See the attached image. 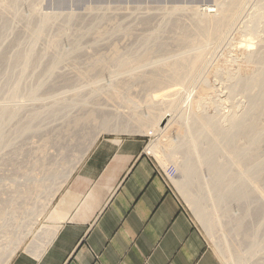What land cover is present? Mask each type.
<instances>
[{
	"label": "rangeland",
	"instance_id": "obj_1",
	"mask_svg": "<svg viewBox=\"0 0 264 264\" xmlns=\"http://www.w3.org/2000/svg\"><path fill=\"white\" fill-rule=\"evenodd\" d=\"M217 1H220V0H20V1L16 2V5H14V7L10 8L12 12L10 11V9L5 12L6 15L4 17H8L10 15L8 20H7L9 22L6 21L7 25L9 24L8 26H6V28L7 27H9V28L7 29L8 31L5 30L6 28L5 29L3 28L4 30H2V34H1L2 37L0 36V39L2 38L3 40L2 39L0 40V42H1L0 43V53H1V55H4V57H6V59H8L10 61V63L9 62H6V63L1 62L0 63V70H1V72H0V106L4 107L6 105L7 107L9 106L12 109H14L16 112L18 110V112L16 113V116H15L17 118H15V117L11 118L13 121L6 119L7 122L5 121L4 123H2V126L0 125V127L4 131V132L2 131L3 133L0 131L3 134L2 135L0 133V135H1L0 138H2V139H0L1 140L0 141V211H1L0 212L1 213L0 214V264L6 263L5 261L8 258L7 255L11 251L18 250L22 246L31 242V240L33 239L34 230L37 228L38 219L43 215L42 214L44 212L43 210L46 209V205L53 198V194L55 193L57 188L61 185V183L64 182V180L66 178V177L64 178V175L71 168L74 167V165L76 164L78 159L84 153L83 152L84 149H86L87 147H90L91 144L95 140H97L99 137H102V136H111V135L137 136V137H140L144 140L143 149L146 148V150L149 151V149L147 147H149L151 142L155 138L158 137L157 136L158 134L152 136V135H148V134L144 133L143 131L142 132L141 131H133V130H131V127H129L130 126L129 124L130 123L132 124V121H130V119L132 120V117H133L132 115H134L133 114L134 112H136L134 116H138L139 114H145L147 111V109L145 108L146 106L143 102L144 98L146 97V91H144V89L142 90V88L140 86L138 87V85L134 86L133 87L134 89L132 88L130 90L131 92L129 91V93L127 95H126L127 92H124V94L123 93L120 94L123 97V100L125 102L123 100H118V101L117 100H114V101L113 100H105L108 98V95H107L108 92L106 93V95H104V93L106 91L105 92H104V90H103V92L99 91L101 93L100 95L102 96V98L103 97H105V98L99 99V100L98 99L94 100V103L96 102V100H98V102L95 103L98 106L97 105L95 106V104L92 102V100L89 101L90 98L87 100L90 103H88V105L85 106L89 110L91 108L92 110L97 111V114H96V112L94 114L96 119L94 121L93 120L90 121V123L89 122L86 123V125H84V127H82V128L80 126L72 125L73 123L70 122L71 119L74 116H78L81 113L80 112L81 109H83L84 107L79 106V105H76V106L70 105L71 107L69 109V106H67L68 104L65 105V103H68L69 100L73 99L74 97H78L77 96L78 94H79V96H82V97H84V95H86L85 97H87L88 95L92 94L88 89H85L86 91L84 89L81 90L82 87H79V85L76 86L74 84L70 85V83H67V81H69V79H72V77H74V75H73L74 71L78 68L81 69L82 67H87V63L89 64V61H90V53L91 52H92L91 53L92 55H93V53L96 54V55L94 54V56H97V54L108 55L109 54L108 51L110 52V49L113 46L118 48L122 54H125V53H127V51L129 49H134V48H137V50L139 51L140 49L144 48V47H140L139 45L143 44L142 46H145V44H146V43L144 44V42L141 41V38H143L144 35H146L147 33L151 32V30L153 28H156L158 26L159 27L161 26L163 28V25H165V24H166L165 25L166 28L170 27V25L168 24L169 23L168 18L171 17L169 20H171V19L173 20L174 18L175 19L183 18L181 20L185 21L187 24L189 21L187 14H189L190 9L191 10L192 9H196V10L198 9V11L201 13L204 11V8H206V6H208L210 8L208 10L211 11L212 13H215L214 11L216 10V2ZM245 2L246 3L243 6L244 9L240 13L241 16L239 15L237 17L236 21L234 22V24L231 27V30L229 29L225 38L221 42L217 43L214 46V48H212V51L209 55L210 61H209L208 68L211 69V67L213 65H216L219 63L220 66L216 65L213 67L214 68L218 67V68L222 69L223 71H225V70H231V69L235 68L237 66V64L239 65L242 62V58H241L240 52H238V50L235 46H237L239 44L238 42H241V39L244 40L246 38L251 37L252 42H253L252 50L260 49L261 45L258 46L259 45V43L257 42L258 40L256 38H254L255 34L251 32L250 28H252V26L254 27L253 23H255V22H252V21H255L254 16H253L255 14V12H257V13L259 12L258 14L264 15V6L261 3L262 0H245ZM175 7L180 8V10L182 9L181 12L180 13L177 12V13L170 16L169 10H172ZM31 9H32V11H31ZM184 10L185 11L187 10V11L185 12ZM182 13H184V14H182ZM12 14H13V16H12ZM149 14H151V15H149ZM167 14L169 15V17L166 16ZM185 14H186V16H185ZM45 15L48 17L50 16L51 23L54 25H52L50 23L48 26V29L47 30L45 29L46 30L44 33V35L46 34L45 37L42 36L40 39H38L39 41L38 40L36 42L33 41L36 44L33 43L31 45L32 39H31V37H29V32H28L27 28H25V27H28L30 24L31 25L29 27H33V24L39 23L41 18L46 17ZM68 15L71 16L72 18L69 17ZM97 15H99L100 18H102V17L103 18L100 20V18ZM125 15L126 16L128 15V17H126ZM53 16H54V18H53ZM145 16L148 17L150 20V22L148 21V24H149V28L151 30L148 27H146L144 24L139 23V22H141L140 21L141 18H144ZM105 17H108V18H105ZM162 17H164V18H162ZM251 17H253V18H251ZM263 17L264 16H262V18L260 17L262 22L260 21L261 24L260 23L257 24L258 28L256 26V31L258 32L257 35H260V36L263 35L262 37H264V32H263L264 31V18ZM97 18L99 19V21H102L106 25L101 23V24H99V26H100L99 27L98 26L99 21L96 23ZM151 18H153V19H151ZM55 19H56V21H55ZM64 19L68 23L65 24L66 21ZM69 19L71 21L72 20L73 21L71 22ZM87 19H88V21H87ZM92 19L95 21H93ZM135 19L138 21H136ZM25 20L27 21L26 23H25ZM103 20H108V22L103 21ZM153 20H154V22H153ZM164 20L165 21L167 20L166 22H168V23H166ZM12 21H14L13 24L11 23ZM79 21H81V23ZM118 21H120L121 24ZM131 21L133 24L131 23ZM32 22H34V23L32 24ZM85 22L86 23L90 22L89 23L90 25H91V23H93V24L96 23L97 25L96 24H94V25L92 24V25L94 27L96 25V28L109 29V31H110V29H112L116 26H122L124 28H127V30L129 31L128 33H130V34H128V33L124 34V32H122V31L118 32V31H115L113 29V30H111L110 36L107 37L106 40H104V38H103L102 40H99L95 44L94 43L92 44V41H93V38L95 37V34H92V35L90 34L88 37L80 38L81 40L80 39L78 40L79 43H76V44H79L78 47L80 48L79 53H78L79 55L77 58L75 57L74 59H72V58L68 59L69 57H66V56L64 57L63 53H65L66 55L71 53L70 48H72L75 45V43H73V41H74V39L77 38L79 30L81 31L84 28V26L86 27L88 25V24L84 25V24H86ZM113 22H115V24ZM159 22H161V23H159ZM189 23H190V21H189ZM128 24H129V26H128ZM134 24H135V26H134ZM161 24H163V25H161ZM51 25H52V27H51ZM136 25H138V26L136 27ZM167 26H169V27H167ZM29 27H28V29H29ZM56 27H58V28H56ZM262 27H263V30H262ZM166 28L162 29L165 31H163L164 33L161 34V36H162V38L164 37L167 40V38H168L167 36H169V37L172 36L173 34H171V33L174 31L169 28V29H167V31H170L168 33L166 31ZM101 29H98V30H101ZM9 30L11 33L9 32ZM61 30H62V33H59ZM3 31H5V32L7 31L6 33L4 32L5 35L3 34ZM143 31H144V33H143ZM7 33H8V35L6 36ZM18 33H20V34H18ZM25 34H27V35H25ZM59 34H60V36L58 37ZM136 34H137V36H135ZM19 35H20V37H17ZM50 35L53 38L58 37V43H57L58 46L56 47L58 50L57 49L46 50L47 47L50 48V45H48V43L50 42V39H52V37ZM115 35H116V37H115ZM14 36L17 38V42H16V38H14ZM120 36H122V37H120ZM129 36H131V37H129ZM22 37H24V38H22ZM126 37H128V38L126 39ZM134 37L136 38L135 40H133ZM26 38H27V40H26ZM71 39L73 40L72 43L70 41ZM113 39H115V40H113ZM123 39H125V40H123ZM28 40H30V42ZM111 40L113 42H111ZM117 40L120 42V45H119V42ZM59 41H60V46H59ZM90 41H91V43H90ZM108 41H109V43H108ZM114 41H116V42H114ZM139 41H141V42H139ZM105 42L107 44H105ZM29 43H30V45H28ZM87 43L88 44L90 43V45H88ZM131 43H133V44H131ZM137 43H138V45H137ZM17 44H19V45H17ZM108 44L110 45V48H109ZM99 45H100V47H99ZM23 46L25 47V48H23V51H25V53L27 52L26 50L28 48H30V46H32L34 48V59L32 61V64L33 63L34 64L32 65L30 63L28 68L25 69L24 72H23L24 65L22 63L17 64V66L16 65L13 66L11 64V60L8 58V57L15 55V53L18 51H20L21 54H23L24 53L22 51ZM43 46H46V47H43ZM82 46L83 47L85 46L86 48H83ZM263 47H264V45H263ZM102 48L104 49V52H103ZM86 49H87V52H86ZM37 50H39V51H37ZM69 50H70V53H67V52H69ZM137 50L135 49V51H137ZM6 51H8V52H6ZM50 53H51L52 57L51 56L49 57ZM103 53H105V54H103ZM58 54H60V58H59ZM56 56H58V57H56ZM84 56H85V58H84ZM61 57H62V59L63 58H66V59L65 60L63 59L62 62L59 60V63L60 62L61 63L57 64L58 65L57 68H54V71H52V73H50L51 75L49 73L47 74L46 69H48L51 61H53L55 58L61 59ZM79 57H80V59H79ZM39 58L41 61L39 60ZM70 60H72V61H70ZM223 61H224V63H223ZM38 63H40V64H38ZM45 63H47L48 66ZM76 63L77 64L79 63L78 65L80 67H78V65ZM214 63H216V64H214ZM80 64H82V65H80ZM40 65L42 67H40ZM45 65L47 67H44ZM71 65H72V67H71ZM66 66H68V67H66ZM227 66H228V69L226 68ZM34 67H35V69H34ZM29 69L31 71H29ZM210 69H207V70L209 71ZM40 70L43 72V74H42V72H40ZM59 71H60V73H59ZM71 71H72V73H71ZM45 72H46V75H44ZM61 72H63V73H61ZM67 72H68V74H67ZM207 72L205 73L206 76H204V77L208 78V80L205 78H204V80H207L210 84H208L207 81L205 82V84L209 87L216 82L218 86L216 85V83L214 84V86H216L215 89L217 90L218 93L215 92L214 93L215 95L214 94L212 95L213 97L210 96V99H208V101H207L209 103L206 102V104L202 106V109L204 110V108H205V110H206L205 113H210V115H213V113H214V115L217 114L216 115L217 117L218 116L221 117L223 114L225 115V114L229 113V111L232 110L231 106H233L235 104H236L235 109H237V111H239V112H242V110L245 111V108L248 105L246 103V102H248L247 99L243 95L241 96V93L237 92V94L234 93L233 94L234 96L230 97V98H232L230 100V102H227V99H229V98H227V95H226L227 89H224L225 87L222 88L224 85L227 84V82H225V81L223 82L222 81V80H224L223 78L214 79L215 77H213V75H211L210 72H208V73ZM62 74H64V76ZM70 74H71V76H70ZM103 78H104V80H103ZM211 78L214 80L213 84L211 82L212 81ZM65 79H67V80L65 81ZM105 79H106V81H105ZM108 79H109L108 76L102 77L101 84L107 85V82H109ZM220 81H221V83L223 82L222 83L223 85H221ZM35 82L38 85L40 84L41 85L40 87H42V84H43V87L42 88H36L37 84ZM65 82L67 83V85L65 84ZM35 84H36V86H35ZM75 84H77V83L75 82ZM198 86H199V88H198ZM51 87H53V88L51 89ZM69 87H70V89H69ZM196 87L197 88H195V91L201 93L200 92V91H202L201 84H198V85L196 84ZM49 89H51V90H49ZM222 89H223V91H222ZM32 90L36 91V93L34 92L35 93L34 96L33 95L30 96L31 93H29V92H31ZM15 91H19V93H15ZM38 91H40V92H38ZM26 92H28V93H26ZM83 92H84V94H83ZM24 94H26V95H24ZM73 95H74V97H72ZM100 95H96V97L100 98L101 97ZM225 95H226V97H225ZM8 97H9V99H8ZM96 97H94V98H96ZM242 98H244V99H242ZM129 99L135 101V103L134 104L127 103V101H129ZM211 99L214 101H212ZM223 99H226V101ZM237 100H238V102H237ZM40 102L41 103L43 102V103L41 104ZM49 102H51V103H49ZM62 102L64 104L60 105L59 103H62ZM79 102H81V101H79ZM91 102H92V104H91ZM57 103H58V106L56 108V106L54 104L57 105ZM109 103H110V105H109ZM10 104L13 106H10ZM33 104H35V106ZM230 104H232V105H230ZM21 106H23V107H21ZM53 106H55L54 108H56V110H57L56 112H58V114H54L55 116H51L53 114H50L49 108L50 107L53 108ZM59 106L60 107L64 106V107H61L62 109H60ZM65 106L68 108L67 113L65 110L66 109ZM33 107H35V109ZM16 108H18V109H16ZM30 109H31L32 113L30 112ZM58 110H61V111H58ZM62 110H65V111H62ZM126 111H127V113H126ZM176 111H173V113H172L174 120H173V122H172V124L168 130L169 132L167 131L166 133H163L161 135L162 138L160 137L162 140H165L166 138H171V137L173 139L174 136L176 137L175 134H177V133H175V132H179V130H180L179 127H180V125H182L181 123L183 122V119L189 113L188 110H185V111L178 110L177 113H176ZM35 112L36 113L38 112L37 113L38 116L35 117L36 120H35V118H34V120L32 119L33 122L31 125L33 126V128L32 127L30 128V130H32V131L25 130V131H21V133H19V130H20V127L22 126V124H25L27 120L30 121L29 124L31 123V120L29 119V117ZM60 112H62V113H60ZM211 112H212V114H211ZM174 113H175V115H174ZM178 114L181 116H179ZM101 115H103V116L107 115L110 117V121H109L110 124L109 125H107V126L102 125V123L100 121V119L102 117ZM130 116H131V118H130ZM98 117H100V119ZM178 117L180 119H178ZM20 119H23L24 121H22V120L20 121ZM176 122L179 126L176 124ZM36 123H37V125H36ZM66 127H67V130H66ZM75 127H78V128H75ZM79 128L82 130H80ZM142 129H144V128H142ZM148 129H150V128H148ZM68 130H69V132H68ZM78 130H80V131H78ZM26 131H28V132H26ZM35 132H37L36 133L37 135L35 134ZM38 133H40V134H38ZM156 133H158V132H156ZM11 134H13V135H11ZM42 136L44 138H42ZM64 136H66V137H64ZM71 137H72V139H71ZM52 139H54V140H52ZM50 140H52V141H50ZM47 141H48V144H47ZM45 142L47 145H45ZM43 144L45 145V147H43ZM262 145H263V143H262ZM40 146L42 148H40ZM263 148H264V145H263ZM150 156H151L150 158L153 161V164H154V167H155V170L157 171V173L161 176V173L157 169H160L161 171L167 173V176H168L167 177L168 178L167 183L162 178V176H161V178L163 179V181L165 182L167 187L168 188L170 187L169 189L173 192V194L175 195V197L179 201L181 208L191 218L193 224L199 229V231L203 235L207 245L217 255V257L222 262V264H264V215H263V217L259 218V220L257 221V225L255 224V221H254L255 219H253V214H252L253 209L250 210V213L245 218V222L250 223V225L251 224L253 225V232L252 233L254 234L255 244H256V245H254L255 247L253 249L252 248L249 249V245H247L248 243L246 244V241L244 242L241 235L231 237L228 229L230 227H232V224L235 221H237L240 218V216H242V214H243V212H242L243 207L242 206L243 205L241 203H238L237 201H235L232 198H228L225 201V204L223 202L221 203V204H223L222 207L220 206L221 204L219 206H216V205H218V198L210 190L211 189V179H210L211 177L209 175L208 170H206L205 166H201L199 168V177L202 180V182L205 184L206 188L209 190V192H208L209 196H208L207 200L204 201L205 202L204 206H205V208L206 207L207 208L217 207V209H218L217 215L219 218V223L215 228L206 229L205 226L202 224V222L198 219V217L194 211V208L192 207L190 202L187 200V198H185V195L183 194V192H180L181 190H179V188L176 186V184L174 182H172V177H177L176 179L179 181L181 179L183 180V177L181 176L180 173H179L180 174L179 175L177 173V171H175L177 173V176H176V173L174 171H172L173 173L170 172V169H172V167H176V159H174V161H173L172 158H168L167 161H164L165 164H162L161 158L159 159L158 157H155V155H153L151 153H150ZM221 157L222 156H220V155L217 156L219 162H220V159L221 160L223 159ZM39 162H42V163L39 164ZM41 165L45 166L44 169H41L42 168ZM46 167L49 168V170H48L49 173H48ZM22 172H24V173H22ZM36 183H37V185H33ZM40 183H41V185H40ZM188 188H189L188 190L192 192V193L190 192L192 194V197H195V192H193L195 190L193 189V187H192L193 190L190 189L191 186L189 187V184H188ZM16 195H18V196H16ZM9 196H11V197H9ZM200 196H201V194H200ZM263 197H264V193H263ZM250 199H251V197H250ZM261 202L263 203V206H264V202L261 201V198L258 200L252 199L251 201H249V205L252 208H254L257 204H260ZM222 208H223V210H222ZM2 209H4V210H2ZM225 209H226V212H224ZM221 222L222 223L226 222V224H227V222H229L228 225H230V226H225ZM212 230H215V231H212ZM236 253H238V254L241 253L242 257L240 258V260H237L235 258L234 255Z\"/></svg>",
	"mask_w": 264,
	"mask_h": 264
},
{
	"label": "bare ground",
	"instance_id": "obj_2",
	"mask_svg": "<svg viewBox=\"0 0 264 264\" xmlns=\"http://www.w3.org/2000/svg\"><path fill=\"white\" fill-rule=\"evenodd\" d=\"M17 1H20V0H0V36L2 34V30H4L6 28V26L9 25V24L7 25L6 21L8 20L10 15L8 17H4L6 15L5 12L7 10H9L11 7H14V5H16ZM245 3H246L245 0H220V1L216 2V10L214 11L215 13H212L211 11H209L208 9H210V8L208 6H206V8H204V11L201 13L198 11V9L197 10L196 9L191 10L189 8L190 11L187 9L189 11V14H187V15H188L190 23L188 21L187 24L185 21L181 20L183 18L179 19L176 17L177 19L174 18L173 20L172 19L169 20L171 18L170 17V18H168L169 23L166 22L167 20L166 21L164 20V21L170 25V27L169 26H167V27H169L174 32L171 33L173 35L170 37L166 35L168 37L167 40L164 37H163L164 38L163 39L161 36V34L164 33L163 31H165L162 29L166 28V26H165L166 24L165 25L161 24V25H163V28L161 26L160 27L158 26V27L153 28L151 30L149 28V24H148V21L150 22V20L148 17H146L147 16L146 15L144 18H141V20H140L141 22H139L141 24H144L146 27H148L151 30V32L147 33L146 35H144L143 38H141V41H143L144 44L145 43L146 44H145V46H142L143 44L139 45V46L144 47V48L140 49L139 51L137 50V48L129 49L127 51V53L124 52L125 54H122L118 48L113 46L114 45L113 44L112 45L113 47H111L110 52L108 51V53H109L108 55L103 53L105 55L97 54V56H94L95 53H93V55H92L91 54L92 52L91 53L89 52L90 53V61H89V64L86 62L87 67H82L81 69L80 68L76 69L74 71V74H73L74 77H72V79H69V81H67V83H70V85H72V84H74L76 86L79 85V87H82L81 90L82 89H84V90L88 89L92 94L88 95L87 97H85L86 95H84V97L79 96V94L77 95L78 97H74V95H73L72 97H74V98L70 99L69 102L67 101L68 103H65V105L68 104L67 106H69V109L71 107L70 105H74V106L79 105V106L84 107L83 109H81V111H80L81 113L78 116H74L70 121L73 123L72 125L80 126L82 128V127H84V125H86V123H88V122L90 123V121H92V120L94 121L96 119L94 114H95V112L97 114V111L92 110L91 108L89 110L85 106L88 105V103H90L89 101H91V100L94 103L95 99L99 100V99L105 98V97L102 98V96L100 95L101 93L99 91H102V92H103V90H104V92L106 91L104 93V95H106V93L108 92V94H107L108 98L105 100H113V101L117 100L118 101V100H123V97L120 95L121 93L124 94V92H127L126 93V95H127L129 93V91L136 85H138V87L140 86L142 88V90L144 89V91H146V97L144 98L143 102L146 106L145 108L147 109V111L145 114H139L138 116H134L136 113V112H134L133 113L134 115H132L133 116L132 120L130 119V121H132V124L128 123L130 125V126L129 125L128 126L131 127V130H133V131H141V132L143 131L144 133H146L148 135H152V136L158 134L157 135L158 137L155 138L151 142L149 147H147L149 149V151H147L146 148L143 149L144 154L150 155V153H151V154L155 155V157H158L159 159L161 158L162 164H165L164 161H167L168 158H172L173 161H174V159H176V167H172V169L174 172L177 171L178 174L180 173L181 176L183 177V180L181 179L179 181L176 179L177 177H172V182H174L176 184V186L179 188V190H181L180 192H183V194L185 195V198H187V200L190 202V204L194 208V211H195L198 219L202 222V224L205 226V228L206 229H213L219 223V218L217 215L218 209H217V207H215V208H207L206 207L205 208V206H204V204H205L204 201L207 200V198L209 196V193H208L209 190L206 188L205 184L202 182V180L199 177V168L201 166H205L206 170H208L209 175L211 177L210 178L211 179V189L210 190L218 198V205H216V206H219L222 202L225 204V201L228 198H232L235 201H237L238 203H241L243 205L242 206L243 207L242 208L243 209L242 216H240V218L232 224V227H230V228L228 227L230 236L234 237V236L241 235L244 242L246 241V244L248 243L247 245H249V249H251V248L253 249L255 247L254 245H256L255 244V237H254V234L252 233L253 232V225L252 224L250 225V223L245 222V218L250 213V210L253 209L252 210L253 219H255L254 221H255V224L257 225V221L259 220V218L263 217V215H264V206H263L262 202L260 204H257L254 208H252L249 205V201H251L252 199L258 200L261 198V201L264 202V197H263V193H264V148H263V145H264V47H263L264 37H262L263 35L262 36L257 35L258 32L256 31L257 24L260 23V21L262 22L260 17L262 18V16H264V15L258 14L259 12L258 13L255 12V14L253 15L255 21H252V22H255V23H253L254 27L252 26V28H250L251 32L255 34L254 38H256L258 40V41L256 40L259 43L258 46L261 45L260 49L252 50L253 42H252L251 37L246 38L244 40L241 39V42H238L239 44L237 46H235L237 48L238 52H240L241 58H242V62L239 65L237 64V66L235 68H233L231 70H225V71H223L222 69H220L218 67H216V68L213 67V66L219 65V63L218 64L214 63L216 65H213L212 67L210 66L211 69L208 68L209 61H210L209 55L212 51V48H214V46L217 43L221 42L225 38L229 29L231 30V27L234 24V22L236 21L237 17L239 15L241 16L240 13H241V11H243V9H244L243 6ZM261 3L264 6V0H262ZM181 10H180V8H176V7L173 8L172 10H169L170 16L177 13V12L180 13ZM10 11H11V9H10ZM31 11H32V9H31ZM168 14L166 16L169 17ZM182 14H184V13H182ZM149 15H151V14H149ZM12 16H13V14H12ZM97 16L99 17V15H97ZM185 16H186V14H185ZM69 17H71V16H69ZM126 17H128V15ZM53 18H54V16H53ZM102 18H100V20ZM105 18H108V17H105ZM162 18H164V17H162ZM251 18H253V17H251ZM97 19H96V23L99 21V19L98 20ZM151 19H153V18H151ZM55 21H56V19H55ZM87 21H88V19H87ZM93 21H95V20H93ZM103 21L108 22V20H103ZM136 21H138V20H136ZM7 22H9V21H7ZM13 22L14 21H12L11 23L13 24ZM26 22L27 21L25 20V23ZM79 22L81 23V21H79ZM118 22H120V21H118ZM153 22H154V20H153ZM33 23L34 22H32V24ZM50 23H51L50 16L49 17L46 16V17L41 18L39 23H37V24L34 23L33 27H29L31 24L28 26L29 29H28V27H25V28H27V30L29 32V37H31V39H32L31 45L34 42H36L38 39H40L42 36L45 37L46 34L44 35V33L48 29V26ZM66 23H68V22L66 21L65 24ZM89 23L90 22L84 24V25L88 24L89 26L88 25L86 27L84 26V28L82 27L83 29L81 31L79 30L77 38L74 39L75 42L72 40L73 38L70 40L71 43L73 41V43H75V45L72 48H70L71 53H70V50H69V52H67L70 54L66 55L65 53H63L64 57L65 56L69 57L68 59H70V58L74 59L75 57L76 58L78 57V55H79L78 53H79L80 48L78 47L79 44H76V43H79L78 40L82 37L84 38V37H88L90 34L91 35L95 34V37L93 38V41H92V44L93 43L95 44L99 40H102L103 38H104V40H106V38L110 36L111 30H113V29L115 31H118V32L122 31V32H124V34L129 32L127 30V28H124L122 26H116V27L110 29V31H109V29H106V28H102V29L96 28V25H97L96 23H94V24H96L95 27L93 26L94 25L93 23H91V25ZM101 23H103V22L99 21L98 26ZM113 23L115 24V22H113ZM131 23H132V21H131ZM159 23H161V22H159ZM103 24H105V23H103ZM120 24H121V22H120ZM52 25H54V24H52ZM52 25H51V27H52ZM128 26H129V24H128ZM134 26H135V24H134ZM137 26L138 25H136V27ZM8 28L9 27H7L5 30H7ZM56 28H58V27H56ZM169 28H166V31ZM257 28H258V26H257ZM98 29H101V30H98ZM10 30H9V32H10ZM262 30H263V27H262ZM4 32L5 31H3V34L5 35L6 32L5 33ZM167 32L169 33L170 31H167ZM59 33H62V30ZM143 33H144V31H143ZM18 34H20V33H18ZM128 34H130V33H128ZM7 35H8V33L6 34V36ZM25 35H27V34H25ZM59 36H60V34L58 35V37ZM135 36H137V34ZM17 37H20V35ZM58 37H55V38L52 37V39H50V42H49L50 44L48 43V45H50V48L47 47L46 50L57 49L56 47L58 46L57 45ZM115 37H116V35H115ZM120 37H122V36H120ZM129 37H131V36H129ZM14 38H16V37L14 36ZM22 38H24V37H22ZM127 38L128 37H126V39ZM135 39L136 38L134 37L133 40H135ZM26 40H27V38H26ZM113 40H115V39H113ZM123 40H125V39H123ZM28 41L30 42V40H28ZM109 41H108V43H109ZM141 41H139V42H141ZM16 42H17V38H16ZM111 42H113V41L111 40ZM114 42H116V41H114ZM90 43H91V41H90ZM90 43L89 44L87 43V44L90 45ZM133 43H131V44H133ZM34 44H36V43H34ZM105 44H107V43L105 42ZM17 45H19V44H17ZM28 45H30V43ZM119 45H120V42H119ZM137 45H138V43H137ZM59 46H60V41H59ZM85 46L84 47L82 46V47L86 48ZM43 47H46V46H43ZM99 47H100V45H99ZM23 48H25V47L24 46L22 47V51H23ZM109 48H110V45H109ZM135 49L137 51H135ZM26 51H27L26 53H25V51H23L25 54L24 53L21 54V52L18 51L15 53V55H13L11 57L7 56L11 60V64L13 66H15V65L17 66V64L22 63L24 65L23 72L25 71V69L28 68L30 63L32 64V61L34 59V48L32 46H30V48H28ZM37 51H39V50H37ZM6 52H8V51H6ZM86 52H87V49H86ZM103 52H104V49H103ZM58 55L60 58V54H58ZM50 56H51V53H50L49 57ZM56 57H58V56H56ZM62 57H61V59H62ZM80 57H79V59H80ZM84 58H85V56H84ZM61 59L55 58L53 61L50 60L51 63L49 65L48 69H46L47 74L52 73V71H54V68H57V66H58L57 64H60L63 61V59L65 60L66 58H63L62 60ZM39 60H40V58H39ZM59 60L61 61L60 63H59ZM70 61H72V60H70ZM224 61H223V63H224ZM1 62H4V63L9 62L10 63V61L8 59H6V57H4V55H1V53H0V63ZM38 64H40V63H38ZM45 64L47 65V63H45ZM46 65L44 67L48 66V65L47 66ZM80 65H82V64H80ZM40 67H42V66L40 65ZM66 67H68V66H66ZM71 67H72V65H71ZM78 67H80V66L78 65ZM226 68L228 69V66ZM34 69H35V67H34ZM207 69H210V70L208 71ZM29 71H31V70L29 69ZM207 71L210 72V74L213 75V77H215L214 79L223 78L224 80H222V81L227 82V84L222 87V88L225 87L224 89H227L226 95H227V98H229V99H227V102H230V100L232 99L230 97L234 96L233 95L234 93L237 94V92L241 93V96L243 95L247 99L248 102H246V103L249 106L248 105H247L248 107L246 106L245 111H243V110H242V112L237 111V109H235L236 108L235 107L236 104H235V105L231 106L232 110L229 111V113H227L225 115L221 114L222 115L221 117H219V116L217 117L216 116L217 114L214 115V113H213V115H210V113H205L206 110H205V108L203 110L202 106L206 104L208 99H210V96L213 97L212 95L215 92H217V90L215 89L216 86H214V84L216 82L213 84L214 80L212 78H211V80H212L211 82L213 85L208 87L205 84V82L208 80V78L204 77V76H206L205 73ZM0 72H1V70H0ZM40 72H42V71L40 70ZM46 72L44 73V75H46ZM59 73H60V71H59ZM61 73H63V72H61ZM71 73H72V71H71ZM42 74H43V72H42ZM67 74H68V72H67ZM62 75L64 76V74H62ZM70 76H71V74H70ZM104 76H108V78H109L108 79L109 82H107V85L101 84L102 77H104ZM204 78L207 80H204ZM67 79H65V81ZM103 80H104V78H103ZM105 81H106V79H105ZM75 82L77 84H75ZM67 83L65 82L66 85H67ZM207 83L210 84L208 81H207ZM220 83H221V81H220ZM222 83H221V85H223ZM36 84H35V86H36ZM196 84L197 85L201 84L202 91H200L201 89L199 90L201 93L195 91V88H197ZM216 85H217V83H216ZM40 86H41L40 84L39 85L37 84L36 88H42L43 84H42V87H40ZM52 88L53 87H51V89ZM198 88H199V86H198ZM51 89H49V90H51ZM69 89H70V87H69ZM222 91H223V89H222ZM34 92L36 93L35 90L34 91L32 90L31 92H29V93H31L30 96H32V95L34 96V94H35ZM38 92H40V91H38ZM15 93H19V91H15ZM26 93H28V92H26ZM83 94H84V92H83ZM24 95H26V94H24ZM96 95H100L101 97L97 98ZM226 95H225V97H226ZM94 97H96V98H94ZM89 98H90V100L87 101ZM8 99H9V97H8ZM242 99H244V98H242ZM98 100H96V102H98ZM223 100L226 101V99H223ZM79 101H81V102H79ZM212 101H214V100H212ZM92 102H91V104H92ZM237 102H238V100H237ZM49 103H51V102H49ZM127 103L134 104L135 101L129 99V101H127ZM207 103H209V102H207ZM59 104L63 105L64 103L62 102ZM33 105L35 106V104H33ZM54 105L57 108L58 103H57V105L56 104H54ZM96 105L97 104H95V106ZM109 105H110V103H109ZM230 105H232V104H230ZM10 106H13V105L10 104ZM55 106H53V108H51L52 106L49 108L50 114H53L51 116H55L54 114H58V112H56L57 111L56 108H54ZM21 107H23V106H21ZM61 107H64V106H61ZM61 107H60V109H62ZM33 108L35 109V107H33ZM65 108H66L65 110L67 113L68 108L66 106H65ZM16 109H18V108H16ZM65 110H62V111H65ZM176 110L177 111L178 110H183V111L188 110L189 113L183 119V122L181 123L182 125H180V127H179L180 128L179 132H175V133H177V134H175L176 137L174 136L173 139L171 137V138H166L165 140H162L161 135L163 133H166L169 130V128H170V126L174 120L172 113H173V111H176ZM58 111H61V110H58ZM177 111H176V113H177ZM17 112H18V110H17ZM17 112L9 106L8 107L6 105L4 107L0 106V125L2 126V123H4L6 121V119L11 121L12 120L11 118L15 117ZM30 112H31V109H30ZM37 113L35 112L29 117V119L31 120L30 124H29L30 121H28V120L26 121L25 124H22V126L20 127V130H19V133H21V131L30 130L31 127L33 128V126L31 124H32L34 118L36 116H38ZM60 113H62V112H60ZM126 113H127V111H126ZM211 114H212V112H211ZM174 115H175V113H174ZM101 116H102L101 119H100V117H98V118L100 119L102 125L103 126L109 125L110 124L109 123L110 117L107 115L106 116L101 115ZM179 116H181V115H179ZM15 118H17V117H15ZM130 118H131V116H130ZM178 119H180V118L178 117ZM21 120L24 121L23 119H20V121ZM35 120H36V118H35ZM177 122H176V124H177ZM36 125H37V123H36ZM75 128H78V127H75ZM142 128H144V129H142ZM148 128H150V129H148ZM1 129L2 128L0 127V131L2 132L3 129L2 130ZM66 130H67V127H66ZM80 130H82V129H80ZM80 130H78V131H80ZM30 131H32V130H30ZM26 132H28V131H26ZM68 132H69V130H68ZM156 132H158V133H156ZM36 133L37 132H35V134ZM38 134H40V133H38ZM11 135H13V134H11ZM64 137H66V136H64ZM42 138H44V137L42 136ZM0 139H2V138H0ZM71 139H72V137H71ZM52 140H54V139H52ZM52 140H50V141H52ZM262 143H263V145H262ZM47 144H48V141H47ZM47 144L45 142V145H47ZM45 145L43 144V147H45ZM40 148H42V147L40 146ZM87 149H88V147L86 149H84L83 152H85ZM219 155L222 156L221 158H223L222 159L223 161L220 159V162H219V160L217 158V156H219ZM41 163L42 162H39V164H41ZM41 167H42L41 169H44L45 166L41 165ZM46 168L48 171L49 168L48 167H46ZM70 171L71 170H69L64 175V178L65 177L67 178ZM22 173H24V172H22ZM48 173H49V171H48ZM177 173H176V176H177ZM188 184H189V187L191 186L190 189H192V187H193V189L195 190V191H193V192H195V197H192V194H191L192 192L188 190L189 189ZM33 185H37V183L33 184ZM40 185H41V183H40ZM200 194H201V196H200ZM16 196H18V195H16ZM9 197H11V196H9ZM250 197H251V199H250ZM220 206L222 207L223 204H221ZM2 210H4V209H2ZM222 210H223V208H222ZM224 212H226V209ZM228 223L229 222H227V224H226V222H223L222 224L225 226H230V225H228ZM47 229H48V226H47ZM212 231H215V230H212ZM13 252L14 251H11L9 253L10 255L8 254L9 256L7 255V257L9 258L11 256V254H13ZM234 256L237 260H240V258L242 257L241 253L240 254L236 253ZM8 258L6 259V261L9 260Z\"/></svg>",
	"mask_w": 264,
	"mask_h": 264
},
{
	"label": "crops",
	"instance_id": "obj_3",
	"mask_svg": "<svg viewBox=\"0 0 264 264\" xmlns=\"http://www.w3.org/2000/svg\"><path fill=\"white\" fill-rule=\"evenodd\" d=\"M143 145L137 136L95 140L5 264H222Z\"/></svg>",
	"mask_w": 264,
	"mask_h": 264
},
{
	"label": "built area",
	"instance_id": "obj_4",
	"mask_svg": "<svg viewBox=\"0 0 264 264\" xmlns=\"http://www.w3.org/2000/svg\"><path fill=\"white\" fill-rule=\"evenodd\" d=\"M160 173H161V176H162V178L165 180V182L167 183V173H165V172H163V171H161L160 169H157ZM173 171V169H170V172H172ZM173 173V172H172Z\"/></svg>",
	"mask_w": 264,
	"mask_h": 264
}]
</instances>
